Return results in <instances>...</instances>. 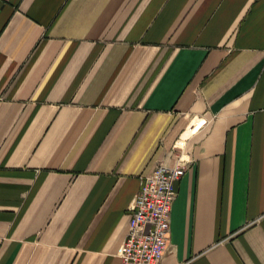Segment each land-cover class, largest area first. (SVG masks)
Wrapping results in <instances>:
<instances>
[{"label": "crops", "instance_id": "crops-1", "mask_svg": "<svg viewBox=\"0 0 264 264\" xmlns=\"http://www.w3.org/2000/svg\"><path fill=\"white\" fill-rule=\"evenodd\" d=\"M177 161L159 264H264V0H0V264H122Z\"/></svg>", "mask_w": 264, "mask_h": 264}, {"label": "built area", "instance_id": "built-area-1", "mask_svg": "<svg viewBox=\"0 0 264 264\" xmlns=\"http://www.w3.org/2000/svg\"><path fill=\"white\" fill-rule=\"evenodd\" d=\"M186 165L158 162L141 175L140 188L130 206L131 217L122 243V264H159L168 248L170 218L177 195L176 181ZM180 264H192L191 259Z\"/></svg>", "mask_w": 264, "mask_h": 264}]
</instances>
